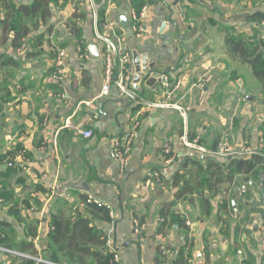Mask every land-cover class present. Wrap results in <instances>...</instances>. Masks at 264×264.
<instances>
[{"label":"crops","instance_id":"1","mask_svg":"<svg viewBox=\"0 0 264 264\" xmlns=\"http://www.w3.org/2000/svg\"><path fill=\"white\" fill-rule=\"evenodd\" d=\"M144 1L142 36L119 22L122 15L131 20L133 0H94L95 8L79 1V31L70 27V3L56 2L37 26V17L23 16L31 31L15 48L14 33L6 30L9 0H0V264L34 258L31 240L42 256L54 216L86 213V198L114 211L111 222H94L121 264H158L160 251L173 264L188 242V264H264V174L231 175L229 164L264 149V94L251 65L228 45L236 37L263 48L264 19L257 23L252 15L264 13V1ZM97 31L130 53L116 77L129 73L143 102L121 96L115 83L100 97L104 42ZM53 46L66 52L60 80L66 100L52 77ZM164 76L172 86L180 80L179 87L167 88ZM136 122L122 170L112 138ZM77 128L94 134L85 138ZM178 174L183 181L175 182Z\"/></svg>","mask_w":264,"mask_h":264},{"label":"trees","instance_id":"2","mask_svg":"<svg viewBox=\"0 0 264 264\" xmlns=\"http://www.w3.org/2000/svg\"><path fill=\"white\" fill-rule=\"evenodd\" d=\"M56 2V0H33L29 3H22L21 1L9 0L6 8L12 14V17L10 18L11 23L7 26L6 30L14 33L13 43L15 48L22 45L21 40L27 37L31 31L30 25L23 23V16L37 17L38 21L32 22L37 26L38 23L45 22L47 15L50 13L51 4ZM144 5H147V1L133 0V9L137 12L141 11ZM101 12L100 10L98 14L99 18L102 16ZM81 18L82 14L78 12L77 8L70 20V27L75 31L80 30L79 21ZM252 19L260 23L264 19V13L256 12L252 15ZM38 37V39L44 40L43 34H39ZM41 44L39 43V45ZM228 45L232 53L240 55L245 62L251 65L264 94V36L262 49L254 46L252 41L241 42L236 37L232 38L228 42ZM210 164L216 166L217 170L221 169L217 161H211ZM229 164L232 166L231 175L233 173H253L261 176L264 174V149L252 154L251 159H234ZM258 166L260 167L258 168ZM180 181H183V177L181 174H178L175 177V182ZM183 190L186 193L189 191V188L184 186ZM3 195L0 193V197ZM84 202L87 206L86 213L79 212L76 218L54 216L52 219V229L46 241L47 247L43 250L42 255V258L50 263L25 259L23 264H121V262L114 261L113 253L107 246L108 236L94 222L95 219L111 222L108 207L104 204L99 205L88 202V198ZM2 236L0 233V242L3 238ZM26 244L28 245V249L33 251L31 254L37 255L34 250L33 241H28ZM190 245L188 242L186 247L179 251L173 264H188ZM166 259L164 251H160L156 260L158 264H162Z\"/></svg>","mask_w":264,"mask_h":264},{"label":"built area","instance_id":"3","mask_svg":"<svg viewBox=\"0 0 264 264\" xmlns=\"http://www.w3.org/2000/svg\"><path fill=\"white\" fill-rule=\"evenodd\" d=\"M56 1L61 6L64 4L70 3L71 9L73 11H75L78 7L76 6V2H75L76 0H56ZM86 1L88 2V4H90L92 7L95 8L94 0H86ZM148 15H149L148 5H144L141 11L139 12L135 11L134 9L131 11V14H130L131 28L138 36H142L147 29V26L144 25L145 23L144 21L148 17ZM94 17H95V22L97 24L98 13H94ZM97 37L104 42V50H103L104 52H103V57H102L103 59V84H102V90H101L100 97L107 96L110 92L112 84L115 83L119 89L121 96L126 97L129 100L143 102L141 99H139L140 97L137 95V93H135V91L131 87L132 77L129 73L125 74L122 78L117 79L116 77V69L125 70L127 68V65L130 63L131 61L130 53L128 51H125L121 47L116 46L113 40L105 38L98 31H97ZM52 51L57 53V59L55 61L52 77L60 83L61 88H62L61 97L66 100L68 98L67 89L63 85V82L62 81L60 82V80H62L63 77L65 76L64 75V66H65L64 59L66 56V52L64 50L55 49L54 47H52ZM80 57L84 59V58H87L88 55L87 53H82ZM164 81H165L164 85L167 88H171L172 84L170 83L168 76H164ZM180 83H181L180 80L176 82V85H175L176 88L179 87ZM175 86L173 85L172 89H175ZM86 104L91 106L93 103L88 101L86 102ZM165 105L174 106L176 108H179L182 111V113L185 115V111L182 110L180 106L174 103H166ZM138 126L139 124L136 122L132 128L125 131L122 135H115L112 138L114 154L122 170L126 169L130 163L131 153L133 150V143H134V139L136 136ZM77 132L83 135L85 138H90L94 134L93 130L91 129L77 128ZM182 139L188 145L205 151L204 147H202L197 141L189 142L186 139V137H183ZM165 152L168 154L170 153L168 149H166ZM228 154L229 155L233 154V152H230ZM88 202L97 203L99 205L103 204L100 200H96L92 198H88ZM108 209H109L110 216L114 217V211L110 208ZM114 250H111V251L114 252ZM114 253H115L114 261L118 262L119 256L116 252ZM189 259L190 258H188V260ZM162 264H169L168 260L164 261Z\"/></svg>","mask_w":264,"mask_h":264},{"label":"water","instance_id":"4","mask_svg":"<svg viewBox=\"0 0 264 264\" xmlns=\"http://www.w3.org/2000/svg\"><path fill=\"white\" fill-rule=\"evenodd\" d=\"M119 22H120V24L123 26V27H125V28H128V27H131V22H130V20L128 19V17L127 16H124V15H122V16H120L119 17ZM89 50H90V53H91V55L93 56V57H99L100 56V53H99V49H98V47L96 46V45H94V44H91L90 46H89ZM154 65H151L148 69H147V75L144 77V81L146 82V83H148L149 82V78H152L151 77V74H152V72L154 71ZM217 149V142L215 141V143H214V145H213V150L215 151ZM238 154H233L232 155V157H234V156H237ZM245 180H248V179H246L245 178ZM105 250V249H104Z\"/></svg>","mask_w":264,"mask_h":264},{"label":"rangeland","instance_id":"5","mask_svg":"<svg viewBox=\"0 0 264 264\" xmlns=\"http://www.w3.org/2000/svg\"><path fill=\"white\" fill-rule=\"evenodd\" d=\"M79 1H81V0H78V1H75L76 3H78ZM76 6H78V4H76ZM54 47V46H53ZM51 51H52V49H51ZM107 246L109 247V249L110 250H114L113 248V244H112V241L109 239V237H108V240H107ZM1 247V246H0ZM113 247V248H112ZM114 252H116V250H114ZM114 252H112L113 253V257H114V255H115V253ZM117 253V252H116ZM118 254V253H117ZM30 259H33V260H36V261H38V262H45V263H50V262H46V260H44L43 258H42V256H37V255H35V258H33V257H30ZM119 259V261L118 262H120V258H118Z\"/></svg>","mask_w":264,"mask_h":264}]
</instances>
